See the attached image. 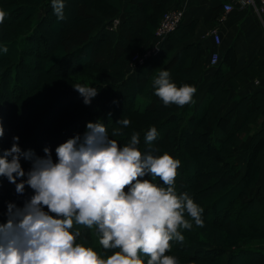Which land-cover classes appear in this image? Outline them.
Returning a JSON list of instances; mask_svg holds the SVG:
<instances>
[{
  "label": "trees",
  "instance_id": "obj_1",
  "mask_svg": "<svg viewBox=\"0 0 264 264\" xmlns=\"http://www.w3.org/2000/svg\"><path fill=\"white\" fill-rule=\"evenodd\" d=\"M28 1H31V5L19 3V7L7 13L6 17L9 16L11 24L22 18L24 21L34 19L30 35L18 41L17 48L13 43L0 42V63L11 62L4 65L6 69L0 72V124L4 129L0 145L9 150L15 143L14 138L19 137L18 146L22 152L31 150L36 156L43 157L44 149L48 148L54 157L55 149L61 144L77 135L83 136L87 124L93 123L95 117L106 127L109 137L120 146L128 144L133 133H139L140 143L137 147L143 155L160 156L167 152L180 161L175 181L178 194L187 193L201 208L209 196L219 195L202 208L203 227L196 226L191 217L185 214L193 226L190 230L181 229L185 237L183 243L171 241V248L166 255L174 256L175 253L194 250L190 262L206 263L213 259L215 264H264V250L254 246L260 240L240 244L235 248L224 247L215 242V235L213 237L210 231L217 227H227L264 235V192L258 187L264 163V120L261 129L249 135L259 122V116L264 114L263 98H242L236 107L222 115V107L227 102L230 89L227 88V82L224 83V71L219 63L209 94L196 113L190 116L189 104L183 107L175 104L165 106L155 95L153 86V79L160 70L169 71L170 80L177 87L185 84L195 86L201 74L198 70L199 57L192 58V63L187 65L183 55L185 52L176 54L171 62L160 66L167 54L165 45L159 57L139 68L136 76L127 77L130 54L135 49L139 51L145 48L154 39L155 29L165 12L161 1L155 3L156 7L151 14L145 15L148 10L145 3L128 5L123 11L122 0H70L69 4H72L74 11L67 15L64 13L63 20L53 15L51 0ZM82 10H85L84 13ZM77 12L84 14V17H73ZM122 12L124 17L118 28L111 29ZM90 20L98 21L100 26L70 52L65 49L68 53L47 64L43 71L50 73L54 66L61 65L64 58L70 55L78 69L103 72L106 75L92 86L97 88L98 95L88 107L71 117L68 115L76 105L84 103V98L78 92L59 91L56 100L37 109L38 103L45 104L51 97L49 90H44L37 93L36 97L28 98L30 93L40 88L34 87V78L25 72L35 68L23 62L20 55L17 57L19 44L24 46L31 40H39L44 51L37 50L34 55L47 61L50 55L49 39L41 32L44 25L51 21L50 31L64 35V39L69 40L70 33L77 29L82 31L91 24ZM4 47H7V53L3 51ZM231 80L229 83H232ZM29 84H33L34 88H28ZM33 106L36 108L35 113V110L30 109ZM122 118L131 121L128 127L118 124ZM152 127L156 128L157 137L148 144L145 134ZM115 129H120L121 134L112 136ZM245 142L248 143V158L243 168L237 156ZM145 178L163 186L157 177ZM4 179L15 190V185L6 177ZM20 182L17 180V183ZM18 195H9V202L23 207L25 200ZM32 195V189L25 187L23 196L31 198ZM43 210L48 212L46 207ZM77 229L81 232L77 242H87L94 250L102 254L106 252L99 245L94 229L74 225L73 231ZM145 259L147 261V257Z\"/></svg>",
  "mask_w": 264,
  "mask_h": 264
},
{
  "label": "clouds",
  "instance_id": "obj_2",
  "mask_svg": "<svg viewBox=\"0 0 264 264\" xmlns=\"http://www.w3.org/2000/svg\"><path fill=\"white\" fill-rule=\"evenodd\" d=\"M51 5L63 20L64 0H51ZM5 18L6 12L0 9V24ZM3 51L7 53V47ZM153 86L165 106L194 102L196 88L177 87L167 70L159 71ZM73 88L86 105L98 95L95 87L77 83ZM130 123L124 118L118 121L125 128ZM120 134V129L112 132V136ZM3 135L0 124V138ZM156 137L152 127L145 141L151 144ZM14 141L0 153V177L15 185L17 194L23 195L27 186L34 195L23 207L7 206V222L0 223V264H145L142 257H147L146 264H178L166 253L171 241L183 243L181 229L193 226L185 214L196 226H204L203 209L187 193H177L180 161L167 152L143 155L137 147L139 133H133L121 147L103 124L89 122L83 136L55 149L56 161L48 148L40 157L31 150L22 152L19 137ZM21 158L31 162L27 173ZM148 176L159 178L163 186ZM18 179L22 182L17 183ZM74 225L94 229L106 252L94 250L87 242L78 243L81 232L73 231Z\"/></svg>",
  "mask_w": 264,
  "mask_h": 264
},
{
  "label": "crops",
  "instance_id": "obj_3",
  "mask_svg": "<svg viewBox=\"0 0 264 264\" xmlns=\"http://www.w3.org/2000/svg\"><path fill=\"white\" fill-rule=\"evenodd\" d=\"M144 1L148 7L145 15L151 14L152 9L156 7L155 3L160 1L165 12L171 9H181L185 12L182 26L165 43L167 54L161 63L167 65L181 52H185L183 55L187 65L192 63V58L199 57L198 70L201 74L194 86V102L189 104L190 116L204 104L215 80L217 67L210 66V56L213 52L220 54L224 83L227 82V88L230 89L227 102L222 107V115L236 107L242 98L262 97L264 103V14H258L250 8L242 10L237 7L227 14L224 5L229 0H122L123 11L128 5H140ZM123 17L124 12L119 14L118 20ZM213 31L221 38L219 46L214 40ZM137 71L138 69L129 66V77L136 76ZM230 80L232 83H229ZM263 120L264 114H261L250 136L261 129ZM247 146L248 143L245 142L237 156L239 161L240 153L246 155L244 162L239 161L243 168L247 165ZM258 187L264 192V163Z\"/></svg>",
  "mask_w": 264,
  "mask_h": 264
},
{
  "label": "rangeland",
  "instance_id": "obj_4",
  "mask_svg": "<svg viewBox=\"0 0 264 264\" xmlns=\"http://www.w3.org/2000/svg\"><path fill=\"white\" fill-rule=\"evenodd\" d=\"M69 1L70 0H64V3H65L64 13H66L65 15H67L69 12L73 13V11H74L72 4H69L70 3ZM19 3L31 5V1H28V0H0V9L4 10L7 14V13H10L11 11H13L14 9H16L17 7H19V5H18ZM142 3L146 4V1H144ZM84 11L82 10L83 13H84ZM136 13H138V12L136 11ZM53 15H55L54 12H53ZM82 15L84 17V14H82L81 12L80 13L77 12L76 15H73V17H75L77 19ZM21 17H22V15H21ZM55 17H57V16L55 15ZM9 19H10L9 16H7L5 18V20L3 21V23L0 24V42L13 43V46L14 47L16 46V48H17V43L21 42V39L24 38V36H26L28 34L30 35L31 29L34 27L35 21H34V19H31V20L27 19L24 21L22 18V19H18L16 22L14 21L13 24H11V23H9V21H10ZM90 21H91V24L89 25L90 27L88 25L87 26L85 25L86 27L84 29H86L88 27L86 30L83 29L82 31L81 30L78 31V29H77V31H76L75 30L76 28H74V30L76 32L70 33L71 35H70L69 40H65L64 35L53 34L50 31L49 25L51 24L50 23L51 21L49 22V24L44 25L41 32L43 33L44 36H46L49 39L48 52L50 55H49V58L47 61H43L42 57L38 58L34 55V53H36L37 50L38 51L39 50L44 51V46H42V44L39 40H37V39L31 40L25 44H24V42H22V45L24 44V46H21L19 44L17 57H18V55H20L21 58H23V62L29 63V64H31V66H33V68H35V69H33V71H32V69H27V70H25V72L29 77L34 78V81L32 82L34 84V87L40 88L38 91H34V93L33 92L30 93L28 98L36 97L37 93H41V91H44V90H49V94L51 97V98L47 99V101H45V104L42 103V105H41L40 103H38L37 109H40L42 107H46V105L50 104V102L52 100H56L57 95H58L57 92H59V91H66L67 90V91L77 92L73 88V86L75 84L79 83L81 85L92 87L97 82H100L101 80H103L102 79L103 76H106L103 72L90 71V70L85 71V70L78 69L76 66V64H77L76 61L74 59H72L70 55L69 56L67 55V57L64 58V61L61 63V65L54 66V69H52V71H50V73H46L45 71H43L46 68L47 64L52 63L55 59L60 58L64 54L70 52L78 44L82 43L83 41H86L89 38V36L93 33L95 28H98L100 26L98 21H95V20H93V21L90 20ZM119 24H120V20H119ZM53 25H56V23H54ZM73 26H74V24H73ZM117 28H115V29H117ZM84 35L86 37H84ZM101 47H104V46H101ZM65 49H67L68 52H65L66 51ZM136 52H138V51L135 49V51L130 54L129 58L132 59ZM10 63L11 62H8V61L1 62L0 63V72L4 68V65L6 66V65H9ZM161 65H163V64L161 63L160 66ZM4 69H6V68H4ZM126 76L129 77V65H128V68L126 71ZM111 79L112 78H110V80ZM33 84H29L28 85L29 87L28 86L27 87L30 89H33L34 88ZM3 89H4V87H3ZM4 94H5V92H4ZM26 101H28V100H26ZM64 101L66 102V100H64ZM36 104H37V102H36ZM63 106L64 105L62 104V107ZM86 107H88V105H86L85 103L82 102L79 105H76V107L74 108L73 111H71V110H70L71 112L68 111V112H70L68 116L69 117L74 116V115L80 113L81 111H83V109H85ZM30 109L35 110L34 113L36 112V108H34V106ZM98 121H99V118L95 117L93 120V123L98 122ZM32 125H34V124H32ZM23 135H25V133H23ZM121 147H123V146H121ZM6 149H7L6 146L0 145V153H2ZM243 154L244 153H240L239 158H238L239 161H241V162H244L246 159L245 158L246 155H243ZM56 159H57V157L54 156L53 160L56 161ZM25 162H29V163L25 164ZM21 164H22V167L26 173L31 170V162L30 161L22 160ZM25 179H26V177H25ZM5 181L6 180L4 179V177H2L0 180V223L7 222V212H8L7 206L10 203L9 199L11 198V197H9V195L17 193L16 190H13V188H11L10 185ZM18 181H21V180L18 179ZM32 194L34 195L33 190H32ZM18 196L22 197L21 199H24L25 201L27 199H30V197H27V196H23V195H18ZM217 196H219V195L209 196V198H207L208 200L206 199V201H204L202 203V208L205 207L206 203L211 202ZM210 231H212L213 237L215 235V237H214V239L216 240L215 242H217V244L222 245L224 247H231V248L234 247L235 248V247H238V245H240V244L244 245V244H247V243L252 242V241H257V240L259 241L260 240L261 242L255 243L254 246H256V247L260 246L261 247L260 249L264 250V235H262L261 233L258 234V233H253L251 231H250V233L249 232H243L241 230L239 231V230H235L232 228L229 229L227 227L226 228H223V227L218 228L217 227V228L211 229ZM78 243H81V242L79 241ZM193 251L194 250L187 251V252L175 253V255L173 257L176 258L178 264H215L213 262L215 260H213V259L208 260L206 263H204V262H201V263L200 262L199 263L190 262V259H192ZM185 257H187V259ZM145 258L146 257H143V259L145 260V264H146L147 261ZM180 258H183V259H180ZM258 263H256V264H258Z\"/></svg>",
  "mask_w": 264,
  "mask_h": 264
},
{
  "label": "built area",
  "instance_id": "obj_5",
  "mask_svg": "<svg viewBox=\"0 0 264 264\" xmlns=\"http://www.w3.org/2000/svg\"><path fill=\"white\" fill-rule=\"evenodd\" d=\"M235 7L242 10L250 8L258 14H264V0H229L224 5V11L227 14L231 13L235 10ZM184 18L185 12L181 9H171L164 12L155 30L153 41L148 46L135 53L130 60L129 66L136 70L159 57L166 41L179 29L184 22ZM118 25L119 20L116 19L110 28L115 29ZM213 37L216 44L219 46L221 44V38L216 31H213ZM220 61V54L218 52H213L210 56V66L217 67Z\"/></svg>",
  "mask_w": 264,
  "mask_h": 264
}]
</instances>
